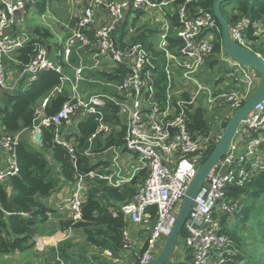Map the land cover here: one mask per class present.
I'll return each instance as SVG.
<instances>
[{
	"label": "built area",
	"instance_id": "2783aa9c",
	"mask_svg": "<svg viewBox=\"0 0 264 264\" xmlns=\"http://www.w3.org/2000/svg\"><path fill=\"white\" fill-rule=\"evenodd\" d=\"M191 1L88 0L82 14L74 22L70 18L64 23L67 36L59 47V54L66 62L72 53L79 61L74 68L75 81L71 82V94L52 114L44 113L48 97L40 107L34 109L31 129L33 140L35 132H41V129L51 130L52 143L67 149L74 168L77 167L78 149L62 137L60 129L78 114L92 117L96 125L85 140V148L78 153L90 156L95 140L111 132L107 114L113 107L118 109L117 114L122 119L119 127L123 129V147L136 157L137 162L125 180L131 182L136 173H145L131 199L120 205V212L129 223L139 224L148 217L149 207L155 208L150 233L145 238L138 257L131 264L153 262L158 254L159 244L163 243L172 230L187 184L219 137L220 133L210 130L209 126L207 133H195L190 129V115L197 108L195 100L200 93L206 91L208 111L213 105L227 103L232 113L250 96L258 83V72L232 59V89L216 92L219 86L210 89L198 81L196 74L212 55L220 29L212 11L192 12L188 8ZM33 2L34 0H0V89L6 88V60L14 61L17 50L31 36L26 30L21 29L16 33L11 30L20 20L13 13L18 10L26 14L25 4ZM149 9L157 10L161 15L162 28L157 32L156 45L152 44L151 49H147L143 43L131 41L132 35L129 39L124 35L120 41L119 34L125 31L128 33L127 21L132 25L133 17ZM170 12L177 14V28L172 25ZM123 23L124 29L121 30ZM249 27L252 34L258 36L264 31V19L251 22L246 17H239L228 24L229 35L238 45L261 57L252 47L255 42L264 44V38L249 40ZM171 37L176 42H170ZM82 50L89 55V65L83 64L80 55ZM155 52L159 53L160 64L162 63L161 77L154 72L158 65ZM220 54H224L221 40ZM222 59L227 60L225 56ZM106 64L111 71L118 65L126 69L120 80H95L105 87L113 88L114 93L103 90L81 95L77 82L84 79L85 69L97 70ZM42 70L60 73L61 83L70 79L62 74L58 63L49 58L48 45L36 43L34 54L24 65L22 72L32 81ZM191 82L196 87L189 93L184 85ZM178 90L187 93V98L176 99L174 93ZM53 91L58 93L62 90L60 86H56ZM217 124L221 126V119ZM19 136L20 133L13 136L0 135V145L8 152L7 166L0 170V181L17 173L14 146ZM107 150L115 153L116 147L109 146L103 152ZM115 159L116 156L113 162ZM261 169H264V97L243 117L228 151L208 172L193 199L183 228L186 231L183 246L193 264H244V260L239 257V248L222 232L225 223L221 219L223 215L233 216L241 207L237 198L228 193L229 188L232 185H244ZM95 179L105 180L113 186L124 181L118 173L103 174L88 170L77 174L71 192L62 200L65 216L72 223L81 221L85 192L88 184ZM65 237L62 235L59 239ZM123 237L124 248L129 247L131 239L128 228L124 229ZM35 241L38 247L49 244L40 237H35ZM118 261L120 260L116 258L112 263L118 264Z\"/></svg>",
	"mask_w": 264,
	"mask_h": 264
},
{
	"label": "trees",
	"instance_id": "16d2710c",
	"mask_svg": "<svg viewBox=\"0 0 264 264\" xmlns=\"http://www.w3.org/2000/svg\"><path fill=\"white\" fill-rule=\"evenodd\" d=\"M212 2L213 0H192L188 8L192 12L211 11ZM45 4L46 0H34L33 3H26L25 8L27 10L29 6L34 5L38 12L42 13ZM226 4L227 2H223L220 5V11L224 17ZM170 14L169 18L172 25L177 28L179 25L177 14L174 12H170ZM242 16L251 22L262 20L264 18V0H237V4L232 8L230 19L225 18L228 24H231ZM124 23L120 28L121 30L124 29ZM144 29L148 32L145 30L138 31V34L131 37V41L141 42L147 49H151L152 42L148 35H152L153 30ZM247 36L249 40L256 39V36L252 34L251 27L247 30ZM52 37L47 28L36 27L26 44L19 48L14 55L19 69L22 70L24 65L30 61L36 43L50 44ZM173 37L170 38V42H176ZM118 38L121 41L122 36L119 35ZM220 40L221 33L219 30L212 55L220 54ZM260 48L257 52L264 58L263 43ZM125 71L126 69L122 65H118L112 71L102 72V75L108 80H120ZM60 76L61 74L54 70H42L26 87L3 88L0 91V135L9 134L13 136L20 133L19 140L14 146L17 173L0 181V255L15 251L23 253L29 249L31 247V244L28 243L29 240L38 233L36 226L38 223L47 220V212L50 211L44 203V199L61 185L74 183L77 174L95 167L89 164V157L79 155L80 150H78L77 167L74 168L70 162L67 149L52 143L51 130L41 129V142L37 148L30 143L29 134L32 129L34 108L42 98L60 84ZM182 96L187 98V93H183ZM67 98L68 93L64 90L56 93L46 103L44 113L49 115L56 112ZM205 114L206 112L202 108L197 107L190 115L189 127L195 133H207L209 131ZM228 118L229 116L221 118L222 128ZM122 137L123 129L115 136L109 135L105 141L108 144L120 145L123 143ZM99 146L96 145V148L99 149ZM210 150L211 148L207 154ZM142 175L144 176L145 173ZM134 191V184L124 186V188H115L105 183L91 182L85 192L81 221L72 223L67 218H60L57 222V228L62 231L69 228L72 230L81 229L86 244L99 249H109L115 254L118 250L124 249L123 231L127 226V221L119 207L131 199ZM228 193L237 198L241 207L233 216H222V223L225 224L221 230L238 247L240 241L237 238V231L248 228L247 221L250 220L252 211L254 213L252 217L254 221H257V225L259 227L264 225V169L254 173L244 185H232ZM244 199L246 200L245 204H243ZM23 213L28 215H23ZM154 215L155 208L151 206L148 209L149 221L154 219ZM234 217H236L235 220H238L237 225H232L233 220L231 218ZM180 235L183 238L186 236L185 229L180 232ZM69 238L62 240L58 245L59 254L65 257L67 261L72 258L71 253L75 252V244L71 239L68 240ZM86 244H83L82 248L86 247ZM166 264L193 263L191 256L187 255V257L179 260L170 257ZM253 264H264V254L262 261L257 259Z\"/></svg>",
	"mask_w": 264,
	"mask_h": 264
},
{
	"label": "crops",
	"instance_id": "0c3cea01",
	"mask_svg": "<svg viewBox=\"0 0 264 264\" xmlns=\"http://www.w3.org/2000/svg\"><path fill=\"white\" fill-rule=\"evenodd\" d=\"M60 1L62 0H46V4L43 8V12L39 13L38 10L34 5L29 6L34 7L33 15L38 16L41 20V15H49L50 17L46 18L44 22H46L47 25L41 24V22H35L30 24V22L33 19V16L27 17L26 14L20 13L18 18L19 21L16 22V24L12 27V31L16 33V31L19 30H26L30 33V35L33 34V31L36 27H44L47 28L51 35L53 36L50 40V44L48 45V54L53 59L54 62L58 63V65L61 67L62 74L68 76L70 79L69 81H65L63 83L60 82L59 85L61 87V90L66 91L68 93V96L71 94V82H74V68L78 66L79 61L78 58L72 53L69 56L68 61L66 62L64 60V57L60 55L59 53L60 46L64 40V38L67 36V30L64 27V23L69 21L71 18L72 21L76 20L83 11V8L85 7L88 0H67L65 3V6L60 5ZM63 5V3H62ZM28 12V9L27 11ZM142 13V12H141ZM139 13L135 17L132 18L133 23L132 25L137 24V20L140 19ZM22 20V21H21ZM62 21V24H58V22ZM150 22L154 20V18L149 19ZM50 21V22H49ZM102 21V20H101ZM161 22V21H160ZM151 29V28H148ZM142 30V29H141ZM153 30V29H151ZM145 31H147L145 29ZM148 32V31H147ZM158 32V31H157ZM157 32L153 30L152 35L148 33H145L149 36V40L151 41V38L153 35H157ZM122 37L127 38L128 33L122 32ZM119 34V35H120ZM135 34H138L136 32ZM151 35V36H150ZM61 43V44H60ZM154 46V45H153ZM157 57V68L154 69L155 74L159 75L161 77V67L162 63L160 64L161 60L159 57V53L155 52ZM82 61L84 65H89V55L87 52L82 50L80 52ZM10 61L7 59L6 63L8 65V86L4 89H15L19 86L26 87L28 84H30L31 80L27 76V74L24 75L21 69H19L17 65V61ZM111 71V68H109L106 65H103L99 69H92L87 70L85 69L83 73V80H80L77 82L78 92L81 95H88L93 92L103 91L107 90L110 93H114V89L111 87H105L95 80L99 81H105L106 79L102 72H109ZM155 75V77H156ZM160 77L158 79H160ZM157 78V77H156ZM219 81H216L218 83ZM54 88L49 92V94L42 98L35 108H38L42 105V102H44V99L48 97V100L53 97L57 92L53 91ZM1 91V89H0ZM61 91V92H62ZM1 95V92H0ZM47 100V102H48ZM46 102V103H47ZM34 108V109H35ZM118 109L116 107H113L110 109V112L107 114V120L111 126V132L107 135L99 136L95 142H94V149L92 151V154L89 157V164L91 166H95L91 170H95L99 173L103 174H109V173H118L120 178H123L124 181H122L118 186H113L108 184L105 180L95 179L92 182H101L105 183L106 185L112 186V187H122L124 186H131L134 184L135 189L138 183H140L143 180V172H138L135 174V178L130 182L126 181L125 179L130 175L132 169L136 166V157L132 155L131 153L127 152L126 149L123 147V144H115V143H106L105 139L109 136H115L117 133H119L122 129L119 127L120 120L119 115L117 114ZM109 116H113L114 119L111 120ZM88 121L86 122L85 120ZM111 121V122H110ZM95 121L92 117L83 116L78 114L77 116L73 117L68 123L64 124L63 127L60 129V133L62 137L65 140H68L71 145H75L78 150H83L86 146L85 140L89 134L92 133L95 127ZM30 143L34 144L35 140L32 138V132L29 134ZM36 144V143H35ZM96 145H100L99 149L96 148ZM109 146L116 147L115 153H112L113 151L107 150L106 152H103L105 148H108ZM116 156V161L113 162V158ZM7 158H8V152L0 145V170H4L7 166ZM60 176V175H59ZM116 177V175L114 176ZM72 189V183H66L64 185H61L58 187L49 197L46 198V201L44 199V203L48 207L50 211L47 212V220L45 222H49L51 224V230L52 233H43V234H35L33 238L29 240V244H31V247L29 248L30 251L35 250L37 251V254L39 255V258H42V262L44 264H113L112 260L118 258L120 261H118V264H131L133 263L136 258L139 255L140 250L143 247L145 238L150 233V225L151 221H149V217H147L142 223L139 224H131L127 221V226L125 228H128V233L130 235L131 243L129 247L124 248L123 250H118L115 254L111 252L109 249H99L96 248L93 245L86 244L85 236L83 235L82 231L78 233V239L70 237L69 234H71V231H75V229L69 228L68 230H60L57 228V222L58 219L63 218L65 219V208L62 207V200L64 199L65 195L69 192H71ZM114 212V211H113ZM112 212V213H113ZM114 214V213H113ZM43 222V224L45 223ZM48 224V223H47ZM81 230V229H80ZM56 233V234H54ZM52 234H54L52 236ZM51 235V236H49ZM66 236L64 239L70 237L68 240H72L75 244V252L71 253V259L70 261L65 259V257L61 256L58 251V245L61 243L64 239H59L60 236ZM35 237H40L49 242L47 246L38 247L35 241ZM164 243V242H163ZM86 244V247L82 248V245ZM180 252H177L175 254L174 259H183L187 257V249L183 246V243L181 244ZM82 249V250H81ZM28 250V249H26ZM18 253H21L19 251H15ZM14 252V253H15ZM24 253V252H23ZM49 255V260H46V256ZM27 256V255H26ZM25 257V256H24ZM58 258V259H57ZM18 260V259H17ZM16 260V261H17ZM74 262V263H73ZM4 263V262H3ZM6 264V263H4ZM24 264H28L27 261L24 262ZM33 264H37V261H35Z\"/></svg>",
	"mask_w": 264,
	"mask_h": 264
},
{
	"label": "rangeland",
	"instance_id": "374dc122",
	"mask_svg": "<svg viewBox=\"0 0 264 264\" xmlns=\"http://www.w3.org/2000/svg\"><path fill=\"white\" fill-rule=\"evenodd\" d=\"M67 0H62L60 1V5L65 6V3ZM63 3V5H62ZM237 4V0H230L227 2L226 6H225V17L229 20L230 18V14L232 13V8ZM33 10L34 7H30L28 8V12H27V17L29 16H33L32 21L30 22V24L32 25V23L35 22H41V24H46V22H44V20L48 17H50L48 14L44 15V17H42L41 15V20L38 16H34L33 15ZM140 19L137 20V24L136 25H131L130 22L128 24L127 21V30H128V35L127 38L129 39L130 35H135L136 32L142 30H145L144 28H151L154 31H159L162 28V23L160 22L161 20V15L157 10H146L143 11L140 15H139ZM150 18H154V20L152 22H150ZM264 19V18H263ZM63 21V20H62ZM62 21L59 20L58 24H62ZM50 22V21H49ZM264 28V27H263ZM214 35H216L215 32H213ZM117 36V35H116ZM257 39H261L264 38V31L262 30L258 36H256ZM151 42L152 44L155 46L157 43V35H153L151 38ZM253 50L258 51L260 48V45L255 42V45L252 47ZM261 51V50H260ZM226 57L227 60H223L222 57ZM49 58L51 59V57L49 56ZM10 61V59H8ZM53 60V59H51ZM13 61V60H11ZM231 58L229 56H227L224 52V54H219V53H215L212 56H210L207 59V64L196 74L197 78L199 79L198 81L201 82L202 84H204L205 86L209 87L210 89H214L216 86H219L218 89L216 90V92H220V91H224V90H228V89H232L234 87V83H233V79H232V75H231V71L233 70V67L231 66L230 62H231ZM6 66V80H5V86H8V65L7 63L5 64ZM235 71L238 72V69L235 68ZM260 78H258V82H259ZM216 81H219L218 83H216ZM196 87V85L194 83H188L186 85H184V88L190 92H192L194 90V88ZM183 93L181 90H178L174 93V96L176 99L178 98H182ZM206 91H203L202 93H200L199 97L195 100V107H199L202 108L204 110V112H206L205 116L207 119V125L209 126L210 130H215L218 131V133H220L222 131V127L219 126L217 124V122L221 119V118H225L227 116L230 115L231 113V108L229 107V105L227 103H222L220 105H213L210 110L208 111L207 108V104H206ZM111 120L114 119L113 116H109ZM119 120L120 122H122V119L120 116ZM86 122L88 121L85 120ZM111 122V121H110ZM46 201V199H45ZM246 200L244 199L243 204H245ZM257 203H259L257 201ZM256 204V201H255ZM253 211L251 212V218L250 220L247 221V226L248 228H245L244 230H239L237 231V238L238 241H240L239 245V253L241 254L240 257L244 260V264H253V262H255L257 259L261 260L263 259V254H264V225L260 226L257 225V221H254V218L252 217L253 215ZM236 217L231 218V220H233L232 225H237L238 224V220H235ZM48 223V224H47ZM51 224H49V222H45L43 223H38V225L36 226V231L39 234H43V233H51ZM81 230H76L75 231H71V234H69L70 237L76 238L78 239V233H80ZM56 234V233H54ZM52 234V236L54 235ZM51 236V235H49ZM165 241V240H164ZM162 241V242H164ZM181 242H177L175 245V248L171 254V258H175V254L177 252H180L181 249ZM163 243H160L158 246V249L160 251L161 247H162ZM35 250L30 251V249L26 250L24 253H8V254H1L0 255V264H2L3 262L6 264H24V262L27 261L28 264H33L35 261H37V264H44L42 262V258H39V255L37 254V251L34 252ZM158 251V253H159ZM27 255V256H26ZM25 256V257H24ZM46 260H49V255H47ZM18 259V260H17ZM17 260V261H16ZM50 261V260H49Z\"/></svg>",
	"mask_w": 264,
	"mask_h": 264
},
{
	"label": "water",
	"instance_id": "95a60500",
	"mask_svg": "<svg viewBox=\"0 0 264 264\" xmlns=\"http://www.w3.org/2000/svg\"><path fill=\"white\" fill-rule=\"evenodd\" d=\"M228 1L230 0H213L211 7V11L214 14L219 25L221 33V43L224 52L227 56H229L232 60L236 61L240 65L258 72L260 80L250 96L246 100H244L240 106L236 107L232 111L225 126L222 128L219 137L212 144L210 152L197 167L196 172L187 184L184 195L182 196V199L180 201L172 230L166 236L159 253L156 255L151 264H166L168 259L171 257L176 243H183L184 238L181 237L180 232L184 228V223L187 219L194 197L200 190V187L204 182L208 172L228 151L243 117L253 108V106L258 101H260L264 97V58L244 47H241L230 37L228 22L220 11V5L223 2ZM13 14L16 18H18V16L20 15V11L17 10ZM34 139L36 144L34 143L33 146L37 148L41 142V132H35Z\"/></svg>",
	"mask_w": 264,
	"mask_h": 264
}]
</instances>
